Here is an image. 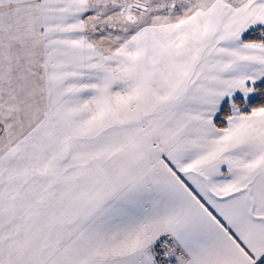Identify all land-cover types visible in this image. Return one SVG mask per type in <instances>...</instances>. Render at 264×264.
I'll use <instances>...</instances> for the list:
<instances>
[{
	"label": "snow or ice",
	"instance_id": "snow-or-ice-1",
	"mask_svg": "<svg viewBox=\"0 0 264 264\" xmlns=\"http://www.w3.org/2000/svg\"><path fill=\"white\" fill-rule=\"evenodd\" d=\"M0 264H264V0H0Z\"/></svg>",
	"mask_w": 264,
	"mask_h": 264
}]
</instances>
